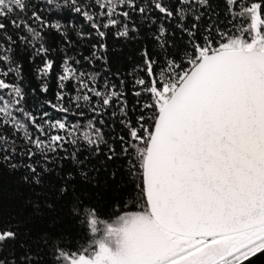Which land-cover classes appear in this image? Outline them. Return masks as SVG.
Segmentation results:
<instances>
[{
  "label": "snow or ice",
  "instance_id": "snow-or-ice-1",
  "mask_svg": "<svg viewBox=\"0 0 264 264\" xmlns=\"http://www.w3.org/2000/svg\"><path fill=\"white\" fill-rule=\"evenodd\" d=\"M224 2L231 27L209 25L201 35L209 0H0V128L23 133L22 147L0 133V264H247L264 254V0ZM153 11L176 22L191 51L186 64L169 52L159 75L154 53L140 52L148 79L136 83L153 100L140 111L154 113L132 124L115 85L105 80L101 90L96 75L69 63L80 60L59 55L56 40L70 43L75 25L52 17L74 14L103 41L111 28L134 39V17L154 24ZM169 34L157 27L161 49L174 47ZM92 48L106 62V45ZM50 78L62 102L75 84L77 110L47 101L63 116L44 111L38 123L24 107L25 80L47 94ZM117 106L127 128L119 150L101 127ZM85 107L87 123H70L86 117ZM120 157L141 180L142 203L128 210L106 195L123 182L108 164Z\"/></svg>",
  "mask_w": 264,
  "mask_h": 264
},
{
  "label": "trees",
  "instance_id": "trees-1",
  "mask_svg": "<svg viewBox=\"0 0 264 264\" xmlns=\"http://www.w3.org/2000/svg\"><path fill=\"white\" fill-rule=\"evenodd\" d=\"M37 2L38 0H33V3ZM138 2H141V0H138ZM142 2L145 5L148 4V0H142ZM209 2L211 4V8L205 11V15L200 21V34L203 35V29L209 25L218 27L222 31H227V28L231 27V25L227 24L230 17L226 10L224 0H209ZM165 3H174V0H165ZM92 11H96V9H92ZM64 15L65 13L63 12L57 13L56 16L52 17V19H60L61 23H67L70 21L75 25V28L69 31L70 43H65L60 39L56 40V48L63 49V51L59 52V55L63 57L65 53H67L68 56L75 57V59L80 60V64H73L72 61H69V63L72 64V66L78 71L96 75L97 84L101 90H104L103 84L105 80L110 88L115 85V90L122 94V100L126 103V110L129 114L127 119L131 120L132 124H136L137 118L141 114H143L145 119L148 120V118L153 115L154 110L144 109L142 113L140 109L145 103H153V100L150 94L144 92L142 90V86L136 83L139 79H145L146 81L148 79L146 72L144 71L145 65L140 52L144 48H148L152 53H154V58L158 61V63L154 66V71L157 75H159L162 68L166 69L164 57L167 56L169 52L178 53L180 59H177V63H181L183 61L186 64V60L191 51L190 43L186 34L182 33L180 29L176 27L175 21H168L161 17L159 13L153 11L151 15L155 17L154 24L150 21H146L139 15L134 17L135 23L139 27L138 33H132V36L135 37L134 39L118 37L116 35L118 29L111 28L104 29L106 36L103 41H100L98 34L89 27L87 21H83L80 17L74 14H69L68 19L65 20L62 18ZM160 24H163L168 29L170 34L167 36V39L172 42L174 47L161 49L158 46V43L153 39L156 29ZM33 27L38 28L39 26L33 22ZM44 31L47 30L45 29ZM77 31L85 33V36L83 38L77 36ZM173 33L174 35H172ZM213 35H215V33H213ZM99 43H104L106 45V51L100 53L106 57V62L105 60H95L92 57V52L94 51L92 44ZM20 55H23V52H21ZM52 55L55 57L57 53L53 52ZM83 57H88L92 62L89 63V60H85ZM59 63L62 64V60L59 61ZM36 83L37 82L34 80L31 81V83L29 80H25L26 102L24 107L27 111L32 112L37 117L38 123H43L44 119H47L41 118L44 111L49 112V117L53 120L63 116L62 113H58L54 109L50 108L47 101H51L53 104L63 103L73 111L77 110L75 108V96L77 95L75 84H72L70 87L65 89L69 95L66 100L62 102L56 99V92L59 91V89L55 79H49V92L47 94L39 92L33 93L32 87ZM84 91H86V89ZM137 91L141 92L139 97L134 95ZM80 103L81 105L84 104L83 101H80ZM84 110L86 112L85 118H72L69 116V122L75 123L76 120L79 119L82 125L86 124L87 118L91 117L92 113L87 107H85ZM113 111L116 112L115 119L105 115L106 124L101 125V127L105 140H108L109 143L115 144L119 150V141L116 138L121 135L127 136V128L119 122L122 118L119 106L108 109V112ZM148 122L151 123V121ZM45 127H47V125H45ZM49 131L50 133L52 132L51 129H49ZM0 133L6 136H11L12 139H15L18 147L23 146L20 140V137L23 135L22 132L17 135H12V130L9 127L7 129L0 128ZM60 134L63 135V133ZM101 147H103V145H101ZM102 158L103 157H101V159ZM108 164L121 169L124 175L123 182L117 188L107 193V197L109 199H115L117 204H119L122 199L125 202V210H128L134 201L142 203L143 194L140 192V189L136 187V185L141 183V180L138 174L127 175L130 167L127 158L120 157L115 161H109ZM101 175L104 174L101 173ZM132 210L140 209L135 208ZM102 218L107 219L109 223H112L116 219L115 216H112L111 218ZM81 243L84 242L77 241L78 246ZM88 243H91V241H88Z\"/></svg>",
  "mask_w": 264,
  "mask_h": 264
},
{
  "label": "water",
  "instance_id": "water-1",
  "mask_svg": "<svg viewBox=\"0 0 264 264\" xmlns=\"http://www.w3.org/2000/svg\"><path fill=\"white\" fill-rule=\"evenodd\" d=\"M247 264H264V254L253 257Z\"/></svg>",
  "mask_w": 264,
  "mask_h": 264
}]
</instances>
